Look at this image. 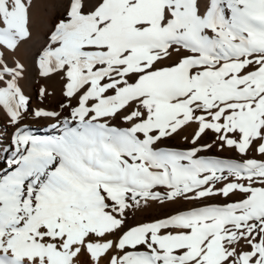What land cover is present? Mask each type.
Here are the masks:
<instances>
[{
  "label": "snow or ice",
  "instance_id": "obj_1",
  "mask_svg": "<svg viewBox=\"0 0 264 264\" xmlns=\"http://www.w3.org/2000/svg\"><path fill=\"white\" fill-rule=\"evenodd\" d=\"M37 6L0 0V264H264V0H61L44 135Z\"/></svg>",
  "mask_w": 264,
  "mask_h": 264
},
{
  "label": "bare ground",
  "instance_id": "obj_2",
  "mask_svg": "<svg viewBox=\"0 0 264 264\" xmlns=\"http://www.w3.org/2000/svg\"><path fill=\"white\" fill-rule=\"evenodd\" d=\"M36 3L38 6L33 9L34 39L19 49L17 58L24 62L28 68L26 79L22 81V85L25 94L29 97V111L25 114L23 123L28 124L37 134L44 135L51 134L48 132V128L54 121L47 119L37 120L33 113L41 108L59 111V104L63 99L61 95L62 84L58 80H44L37 75L35 56L44 42V33L48 24L57 14L63 12V8L61 0H36ZM42 87L46 88L50 94L42 97L40 95ZM14 130V126L0 112V145L7 146L10 143ZM141 217L144 218L145 216L142 215Z\"/></svg>",
  "mask_w": 264,
  "mask_h": 264
},
{
  "label": "rangeland",
  "instance_id": "obj_3",
  "mask_svg": "<svg viewBox=\"0 0 264 264\" xmlns=\"http://www.w3.org/2000/svg\"><path fill=\"white\" fill-rule=\"evenodd\" d=\"M205 142H210V140H207ZM169 144L171 146H174V147H180V148H186V147H190V145L186 144L184 141H182L180 138H177L176 140H172V141H169ZM208 155H213V156H219V157H222V158H230V157H234L235 156V153L233 152H229L227 150L223 151V152H220L218 150H216L215 148H213L209 153ZM145 218V217H144ZM144 218L141 217V220H143Z\"/></svg>",
  "mask_w": 264,
  "mask_h": 264
}]
</instances>
